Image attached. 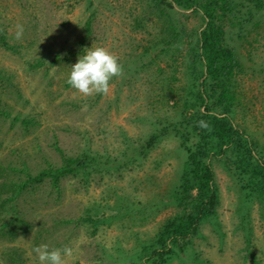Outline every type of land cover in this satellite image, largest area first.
Masks as SVG:
<instances>
[{"label": "rangeland", "instance_id": "1", "mask_svg": "<svg viewBox=\"0 0 264 264\" xmlns=\"http://www.w3.org/2000/svg\"><path fill=\"white\" fill-rule=\"evenodd\" d=\"M174 16L184 23L186 32L190 31L192 41V31L200 27L198 17L190 12ZM157 20L149 0H0V32L19 47L18 53L0 47V69L13 74L18 88V93L0 90V106L5 105L10 113L6 119L0 117V164L12 151L32 152L34 141L50 161L59 164L58 155L48 148L53 136L66 156L83 149L98 157L87 166V185L78 177H69L61 181L59 195L44 187L46 190L24 197L20 210L31 230L17 234L11 242L0 240V264L1 252L9 246L23 251L24 264H39L32 249L42 244L50 250L71 247L73 255L65 258L66 264H151L155 260L151 245L158 230L178 211L170 196L184 152L181 139L170 130L183 116L187 119L194 114L190 106L183 105L188 94L182 91L179 96H165V100L155 96L162 94L171 73L166 59L147 70H133L138 65L133 62L141 60L144 47L163 36ZM18 23L24 26L19 41L15 39ZM86 23L91 35L83 53L77 51L69 62L51 65L54 52L63 56L68 50L76 51L75 43ZM234 31L229 30L228 35ZM259 31L256 42L250 36L233 38L246 72L239 79L240 97L231 120L248 138L256 140L264 153V28ZM181 42L184 46L177 63L183 60L188 40ZM91 47H105L115 54L123 66V76L110 82L107 95L83 97L67 79L71 66ZM39 58H45L44 66H28ZM129 63L127 67L133 71L128 75L124 65ZM176 68L178 82L173 87L182 86L186 91L183 64ZM159 69L164 72L159 73ZM199 111L203 112V107ZM17 114L34 117L39 126L27 134L22 132L20 123L12 119ZM156 120L161 122L154 125ZM165 127L167 133L154 147L139 153L149 135ZM107 156L112 163L103 168ZM132 159L137 160L131 163ZM231 159L209 160L217 190L214 213L200 224L182 253L171 248L177 252L165 264H264V206L254 197L248 216L244 215L239 183L232 177V166L225 164ZM86 213L99 222L53 224L62 219L77 221ZM243 219L251 227L247 248Z\"/></svg>", "mask_w": 264, "mask_h": 264}, {"label": "trees", "instance_id": "2", "mask_svg": "<svg viewBox=\"0 0 264 264\" xmlns=\"http://www.w3.org/2000/svg\"><path fill=\"white\" fill-rule=\"evenodd\" d=\"M149 2L158 17L157 22L162 25L163 36L150 41L152 43L144 47L140 55L141 60L133 62L138 63L133 70L135 73L138 69L147 70L148 67L158 66L160 61L166 59L165 66L171 67V73L162 94L156 93L155 96L165 100V96H179L184 92L188 97L182 95V98L185 97L183 105L194 110L193 115L187 119L183 116L178 125L170 130L181 139L184 157L170 196L178 211L158 230L157 237L151 245V248H155L153 255L156 257L151 264H165L173 253L184 251L190 239L197 234L200 224L214 213L217 190L210 159L223 157L226 160L228 156L233 157L225 164L232 166V177L234 176L239 183L245 216H248L247 209L254 197V200L264 206L263 149L256 140L248 138L243 130L237 129L231 120L234 104L240 97L239 79L246 72L244 60L233 38L235 35L236 38L244 40L250 36L254 42L257 41L256 37L261 34L259 30L264 28V0H149ZM178 12H190L200 20L198 30L192 31L194 38L192 41L190 31L186 32L184 23L174 16ZM231 28L235 31L228 35V31L233 30ZM82 30L83 35L75 43L76 51L68 50L63 56L59 51L54 52L51 65L69 62L78 52L83 53V45L91 35L90 24L86 23ZM182 40H188L186 53L182 55L183 60L177 63L184 46ZM0 47L14 53H18L19 48L16 44H10L2 32ZM185 55H189L190 58L184 59ZM34 62L28 63V66L36 69L44 66L46 60L39 58ZM168 62H172V65L169 66ZM178 64H183L184 67L182 71L188 82L187 92L182 86L173 87V84L178 82L176 77ZM128 65L130 63L124 65V68L126 67V74L129 75L133 70L131 71ZM255 71L257 69H254ZM162 72L164 71L159 69V73ZM13 78L12 73L0 69V90L13 89L18 93ZM5 107L0 106V117L3 119L10 116ZM200 107H203V112L199 111ZM12 119L20 123L22 132L26 134L29 132L27 130L39 126L34 117L17 114ZM201 120L208 123L210 130L197 126V122ZM159 122L161 121L156 120L153 124ZM167 130V127L160 128L157 133L149 135L139 153L143 155L145 151L154 147ZM53 140L48 148L58 155L59 164L50 161L36 141L32 152L12 151L11 156L0 164V240L11 242L17 234H26L31 230L30 222L20 210V203L24 197L33 196L44 187L49 189V192L59 195L61 181L69 177H78L82 185H87V166L97 162L98 157L83 149H79L73 156H66L57 146L55 136ZM136 160L132 159L130 162ZM111 163V158L107 156L103 168ZM119 167L124 166L120 164ZM79 221L89 222L91 225L99 222L94 221L86 213L85 217H80L77 221L62 219L53 224L57 222L79 224ZM243 221L241 226L247 248L251 241V227L249 221L246 219ZM172 247L177 251H173ZM1 256L3 264L25 263L23 251L14 246L4 248Z\"/></svg>", "mask_w": 264, "mask_h": 264}, {"label": "clouds", "instance_id": "3", "mask_svg": "<svg viewBox=\"0 0 264 264\" xmlns=\"http://www.w3.org/2000/svg\"><path fill=\"white\" fill-rule=\"evenodd\" d=\"M24 26L15 25V39H23ZM123 76V66L119 58L105 47H91L86 49L77 62L71 66V72L67 84L83 97L93 95H107L114 78ZM197 126L210 130L206 121H198ZM39 264H66V257L73 255V249L69 246L49 249L42 244L32 249Z\"/></svg>", "mask_w": 264, "mask_h": 264}]
</instances>
